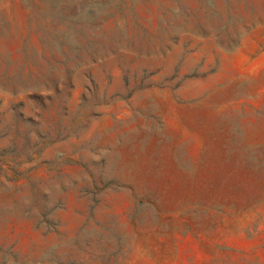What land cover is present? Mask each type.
<instances>
[{
    "label": "rangeland",
    "instance_id": "rangeland-1",
    "mask_svg": "<svg viewBox=\"0 0 264 264\" xmlns=\"http://www.w3.org/2000/svg\"><path fill=\"white\" fill-rule=\"evenodd\" d=\"M0 264H264V0H0Z\"/></svg>",
    "mask_w": 264,
    "mask_h": 264
}]
</instances>
